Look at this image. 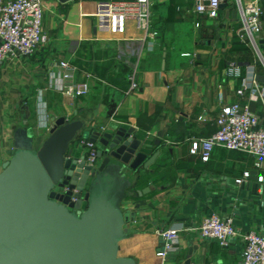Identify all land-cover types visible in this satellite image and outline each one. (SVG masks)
<instances>
[{
    "label": "crops",
    "instance_id": "crops-1",
    "mask_svg": "<svg viewBox=\"0 0 264 264\" xmlns=\"http://www.w3.org/2000/svg\"><path fill=\"white\" fill-rule=\"evenodd\" d=\"M157 2L156 44L142 54L137 87L127 92L125 47L117 37L96 30L94 4L43 0L44 41L30 56L0 65V170L11 156L17 128H31L39 147L60 116L84 121L75 141L109 124L132 126L150 142L147 157L158 153L147 168L129 171L132 187L121 207L131 232L119 242L118 253L134 264H161L155 255L164 244L160 231L176 227L181 229L176 249L164 264H239L240 235L264 234V159L215 146L209 159L201 161L190 145L215 131L216 113L241 99L237 90L242 83L250 88L255 81L264 92L259 80L264 76V30L258 32V53L235 39L239 18L237 11L228 10L232 3H222L215 18H198L192 0ZM124 36L141 32L130 26ZM59 60L76 66V78L88 81L87 95L68 98L58 92ZM105 61L100 77L94 66ZM233 61L242 64L240 77L227 73ZM249 105L262 116L264 96ZM156 165L155 178L137 185ZM245 171L249 176L237 183ZM210 214L231 216L238 235L227 246L198 236L197 225Z\"/></svg>",
    "mask_w": 264,
    "mask_h": 264
},
{
    "label": "water",
    "instance_id": "water-1",
    "mask_svg": "<svg viewBox=\"0 0 264 264\" xmlns=\"http://www.w3.org/2000/svg\"><path fill=\"white\" fill-rule=\"evenodd\" d=\"M84 126L60 116L39 147L26 127L14 131L0 170V264H134L118 253L131 232L121 206L129 171L147 168L158 152L147 157L149 140L132 126L109 124L84 133L96 145V163L88 165L75 141ZM63 186L76 189L74 204L71 190L58 192Z\"/></svg>",
    "mask_w": 264,
    "mask_h": 264
},
{
    "label": "built area",
    "instance_id": "built-area-1",
    "mask_svg": "<svg viewBox=\"0 0 264 264\" xmlns=\"http://www.w3.org/2000/svg\"><path fill=\"white\" fill-rule=\"evenodd\" d=\"M94 4L92 16L96 30L117 37L125 47L124 61L129 64L126 76L127 92L137 87L138 63L143 53L152 50L158 36L152 21V0H87ZM232 3L237 10L239 27L235 30L238 39L252 47L256 52L258 32L264 30V0H192V13L198 18H215L220 4ZM43 0H0V65L8 58L30 56L44 41ZM199 26V21L194 22ZM141 32V36H124L130 27ZM58 92L68 98L85 96L90 88L86 79H77V68L66 60L58 61ZM241 63H229L228 75L240 77ZM88 76V75H87ZM247 97H246V93ZM236 101L222 105L215 115L216 129L204 138L191 142L190 152L198 155L201 161H207L215 146L228 150L244 152L264 159V112L258 116L251 110L249 102L261 100L263 90L253 81L250 88L242 83L237 90ZM79 146L85 150V163L95 165L96 145L87 137H78ZM259 166V162H254ZM249 176L245 171L240 183ZM71 190L68 200L74 204L77 197L75 188H59L60 194ZM83 202V200H82ZM73 209V207H72ZM202 239L214 240L220 246H227L238 235L231 216L210 214L204 216L196 227ZM180 228L169 227L160 231L164 239L162 248L155 255L164 264L167 254L176 249ZM243 248L239 264H264V234L247 231L240 235Z\"/></svg>",
    "mask_w": 264,
    "mask_h": 264
},
{
    "label": "trees",
    "instance_id": "trees-1",
    "mask_svg": "<svg viewBox=\"0 0 264 264\" xmlns=\"http://www.w3.org/2000/svg\"><path fill=\"white\" fill-rule=\"evenodd\" d=\"M189 3H191V2L189 1ZM235 39H236L237 42L240 43L242 46H244V47H248L246 44L242 43V42L238 39L237 36L235 37ZM107 65H108V62H106V61H105V62H101V63H97V64H95V66H94V72L96 73V75H98V76H100V77L103 76L102 71H103V69H104L105 67H107ZM103 66H104V67H103ZM158 168H159V165H158V166L156 165V167L154 168V171H153L151 174L145 175V176H143L142 178L138 179L136 184H137V185H141L142 183H144V182H146V181L153 180V179L155 178V172H157Z\"/></svg>",
    "mask_w": 264,
    "mask_h": 264
},
{
    "label": "rangeland",
    "instance_id": "rangeland-1",
    "mask_svg": "<svg viewBox=\"0 0 264 264\" xmlns=\"http://www.w3.org/2000/svg\"><path fill=\"white\" fill-rule=\"evenodd\" d=\"M160 4L157 2V0H152V20H153V25L155 26V17L157 16L158 12H159V6ZM159 7V8H158ZM228 10H231L233 12H236V8L233 6H227ZM259 53V52H258ZM29 130L31 131V128H29Z\"/></svg>",
    "mask_w": 264,
    "mask_h": 264
}]
</instances>
